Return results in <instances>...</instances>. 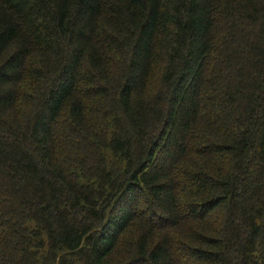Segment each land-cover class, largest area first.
<instances>
[{"label": "trees", "instance_id": "16d2710c", "mask_svg": "<svg viewBox=\"0 0 264 264\" xmlns=\"http://www.w3.org/2000/svg\"><path fill=\"white\" fill-rule=\"evenodd\" d=\"M0 264H264V0H0Z\"/></svg>", "mask_w": 264, "mask_h": 264}]
</instances>
